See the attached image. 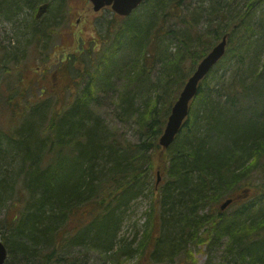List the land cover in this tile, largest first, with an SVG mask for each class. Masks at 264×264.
<instances>
[{
  "label": "trees",
  "instance_id": "1",
  "mask_svg": "<svg viewBox=\"0 0 264 264\" xmlns=\"http://www.w3.org/2000/svg\"><path fill=\"white\" fill-rule=\"evenodd\" d=\"M205 1L144 0L127 17L114 14L98 50L75 51L57 66L63 88L75 85L70 106L26 100L20 110L22 101L14 99L19 106L10 107V118L19 111L23 118L0 155L5 264H89L88 258L90 264H126L151 243V258L165 264L163 258L184 254L190 260L191 244L206 245L209 254L223 244L216 264H264V9L256 14L264 0L249 1L244 11H227L225 0H208L203 8ZM1 3L21 8L20 0ZM204 12L207 26L215 25L208 38L195 31ZM32 30L52 32L44 23ZM224 34V56L201 80L187 120L162 149L158 138L171 105L212 38ZM3 69L7 88L32 93L35 79ZM112 78L122 80L120 112L135 116L138 142L109 133L98 115ZM156 156L165 177L149 192L142 240L136 248L117 245L123 211L145 194ZM256 174L260 181L252 186ZM235 193L233 210L215 208Z\"/></svg>",
  "mask_w": 264,
  "mask_h": 264
},
{
  "label": "rangeland",
  "instance_id": "2",
  "mask_svg": "<svg viewBox=\"0 0 264 264\" xmlns=\"http://www.w3.org/2000/svg\"><path fill=\"white\" fill-rule=\"evenodd\" d=\"M249 1L251 0H225L228 5L227 11L230 8L244 11ZM209 4L210 2L206 0L202 7L209 8ZM43 5H45L46 9L38 15L39 9ZM20 7L6 9L3 4L0 6V155L3 153L2 149L5 148L7 141L13 138L11 134L14 136L15 129H19V123L23 118V114L20 111V115L18 113L16 119L10 118V107H17L16 109H18L19 106L14 105V99L22 101V105L19 107L20 110H23L26 106V100L36 105L38 102L46 99L48 107L55 105H59V108L67 105L70 106V99L72 100L74 96V94L70 93H74L75 85H72L69 90L63 88L65 79H63L57 66L61 62H64L71 53L79 51V54L83 55V51L86 52L88 48L98 50L101 41L100 34L105 32L106 26L113 24L111 22L113 21V13L109 10L92 11V7L88 4L87 0H20ZM262 9H264V2L258 6L256 14L259 15ZM226 18H230V15L224 17V19ZM35 23L37 25H40V23L46 24L48 28L51 27L52 32L50 34L46 32L35 33L32 30ZM166 23L168 25L177 24L174 20L169 19ZM207 24V13L204 12L199 24L195 27V31L204 32V37H206V32L212 29L210 31L212 33L215 27L214 25L209 28ZM220 26L223 28L222 24ZM218 39L214 40L212 38L210 49L219 41ZM174 47V44H172V51H174ZM262 57L264 58V50ZM3 66L12 67L11 72L15 74L19 73L18 77L21 74V78L23 79H35L32 93L28 94L26 90L23 94L19 86L16 89L7 88L6 83L8 79L6 74L8 73H5ZM158 67H160L159 64ZM41 77L44 79H40ZM81 77V80L79 77L76 78V81H82L81 86H83L86 81L84 74ZM109 85L112 86V90H108L101 98L100 106L97 107L98 115L109 133L118 135L124 142H138L140 140V129L138 130L135 116L130 115L127 117L120 112L122 107L119 106L120 101L117 93L122 91L120 88L122 87V80L112 78ZM40 87H46L49 90L48 93H40ZM52 87L55 88L54 91ZM48 117V114L45 115L42 121L44 127L48 122ZM153 163L152 171L148 175L146 191L150 190L153 186L155 187V179L158 176L160 177L158 187L164 182V161L156 156ZM259 181V176L256 174V177L252 181V186L258 184ZM19 184V181L18 184L16 182L17 187ZM16 189L15 187V191ZM255 192L256 189H249L250 195H253ZM239 193L228 197L235 200L240 195ZM150 200V196H147L146 193L142 194L132 200L124 209L118 232L117 245L132 242V248L138 247L143 235L145 221H147L149 209L152 205ZM222 202H224L223 199L219 200L215 208L220 211L226 210V213L235 208L234 204H229L225 209L221 210L219 206ZM5 210L6 208L0 210V229L3 225L1 220L5 216ZM3 234L4 231L0 230L1 239H3ZM220 246L217 248L218 250L219 248L221 249ZM189 249L191 250L190 260L185 261L186 254L179 259L174 256L173 259L167 258L166 260V258H163L162 260L167 262L166 264H216L220 258V251L216 250L209 254L206 245L194 247L191 244V248ZM151 250H153L152 243L143 252H135L133 257L127 260L126 264H165L162 261L155 262L150 256L149 252ZM90 256L93 257L94 262L95 260H100L97 255ZM88 263H91L90 258H88Z\"/></svg>",
  "mask_w": 264,
  "mask_h": 264
},
{
  "label": "water",
  "instance_id": "3",
  "mask_svg": "<svg viewBox=\"0 0 264 264\" xmlns=\"http://www.w3.org/2000/svg\"><path fill=\"white\" fill-rule=\"evenodd\" d=\"M93 11H99L103 7H110L111 10L119 16H129L144 0H88ZM43 5L38 15L44 11ZM227 45V35H223L197 63L192 74L185 81L177 99L170 108L164 129L159 136V145L167 148L175 139L181 130L189 114L190 102L196 96L201 80L210 72L213 66L223 57ZM232 202V198H227L219 206L221 210L225 209ZM7 257V248L0 240V264H4Z\"/></svg>",
  "mask_w": 264,
  "mask_h": 264
},
{
  "label": "bare ground",
  "instance_id": "4",
  "mask_svg": "<svg viewBox=\"0 0 264 264\" xmlns=\"http://www.w3.org/2000/svg\"><path fill=\"white\" fill-rule=\"evenodd\" d=\"M71 144H72V146H71ZM76 145V142H67V144H66V147H64V153L65 154H67V155H69L70 154V152H72V150H73V148H74V146ZM157 174H158V172H157ZM160 181V177L158 176L156 179H155V187L153 186L150 190H147L145 193H146V195L147 196H150L151 197V195L149 194V192L150 191H152V189H158V185L160 184H158V182ZM157 185V186H156ZM157 187V188H156ZM120 228V227H119ZM143 236V235H142ZM142 240V237H141V239H140V241ZM139 241V242H140Z\"/></svg>",
  "mask_w": 264,
  "mask_h": 264
},
{
  "label": "flooded vegetation",
  "instance_id": "5",
  "mask_svg": "<svg viewBox=\"0 0 264 264\" xmlns=\"http://www.w3.org/2000/svg\"><path fill=\"white\" fill-rule=\"evenodd\" d=\"M88 4H89V3H88ZM86 6H87V4H86ZM102 10H109V11H110L109 7H105V8L102 9ZM102 10H100V11H102Z\"/></svg>",
  "mask_w": 264,
  "mask_h": 264
}]
</instances>
